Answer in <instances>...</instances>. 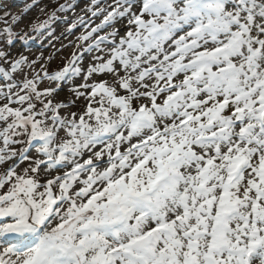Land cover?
Returning <instances> with one entry per match:
<instances>
[{"label": "snow or ice", "instance_id": "snow-or-ice-1", "mask_svg": "<svg viewBox=\"0 0 264 264\" xmlns=\"http://www.w3.org/2000/svg\"><path fill=\"white\" fill-rule=\"evenodd\" d=\"M49 3L0 16V264H264V0ZM67 12L78 50L19 78Z\"/></svg>", "mask_w": 264, "mask_h": 264}, {"label": "rangeland", "instance_id": "rangeland-1", "mask_svg": "<svg viewBox=\"0 0 264 264\" xmlns=\"http://www.w3.org/2000/svg\"><path fill=\"white\" fill-rule=\"evenodd\" d=\"M59 3H63L64 0H58ZM74 3H77V0H73ZM87 0H78V7L75 10L76 15H81L80 9L84 7V4ZM35 5V6H33ZM47 5L45 12L52 10L55 7V3H49V0H39V3H36L35 0H0V16H3L5 11L10 12L15 16H22L23 22L18 26H13L14 31L21 33L22 31H27L30 23L39 22L46 18L44 14L40 12V7ZM67 16L68 20H74L75 15L72 12L67 13H58L57 20L51 25L50 29L45 31L44 35L37 40L29 41L27 44L17 40L10 51L14 57H18L19 54H23L28 57L31 61L36 60L35 69L32 67H25L23 69V74L19 78H23L24 75H27L31 78L33 71H40V65L45 64L47 69L50 72L58 71L64 66L65 63L69 61L71 55L74 51H77V44L80 43L77 40V37L85 30L83 26L78 27L72 32H67L68 24L65 21L64 17ZM95 23H99V19L93 18ZM94 26V24H93ZM4 27L3 23H0V28ZM30 35H35L30 33ZM2 50V49H0ZM43 54V58H41ZM51 55L52 59L48 60L47 58ZM90 57H85L83 64L86 66L89 62ZM99 79H108V77L98 76ZM77 79L74 83H79ZM48 84L47 81L41 82L38 87L43 89ZM3 85L0 84V87ZM54 87V85H52ZM70 84H65L63 91H60L57 95V100L61 101H72L73 94L70 93L69 87ZM3 103V100L0 99V104ZM77 105L85 104V101L81 98L76 100ZM78 111L77 107H72L71 105L67 109H63L61 114H66L68 112ZM30 155H35L34 152H31Z\"/></svg>", "mask_w": 264, "mask_h": 264}]
</instances>
